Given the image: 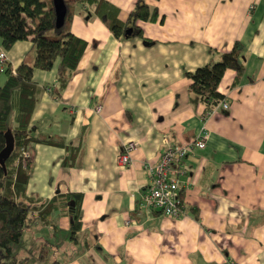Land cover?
<instances>
[{
    "label": "crops",
    "instance_id": "obj_1",
    "mask_svg": "<svg viewBox=\"0 0 264 264\" xmlns=\"http://www.w3.org/2000/svg\"><path fill=\"white\" fill-rule=\"evenodd\" d=\"M104 1L131 28L138 0ZM143 1L157 12L155 21L136 23L143 37H116L92 7L72 4L68 29L86 42L74 73L56 97L59 59L32 72L37 91L28 136L69 146H27L32 165L24 196L44 202L32 227L45 226L41 243L53 242L55 229L73 223L74 207L64 209L60 195L78 193L75 240L51 246L61 263L264 264V0ZM234 43L243 73L234 82V70L224 72L217 91L228 108L203 118L188 74L211 61V49L226 52ZM4 51L11 71L33 63L30 40ZM203 130L205 146L185 160L184 214L171 218L143 207V165L155 164L166 144ZM128 141L136 147L121 167L116 157Z\"/></svg>",
    "mask_w": 264,
    "mask_h": 264
},
{
    "label": "trees",
    "instance_id": "obj_2",
    "mask_svg": "<svg viewBox=\"0 0 264 264\" xmlns=\"http://www.w3.org/2000/svg\"><path fill=\"white\" fill-rule=\"evenodd\" d=\"M66 6V15L63 25L55 27V12L52 0H0V46L8 50L21 40H30L35 52L31 65L21 62L14 71L10 65L4 63V81L0 83V151L5 145L4 133L7 129L13 136V149L5 160V170L0 165V264H25L27 258L15 257L23 235L28 231L35 220L34 214L42 212L44 202L34 203L24 196L25 186L31 170V159L22 161L18 155L30 143H44L69 149L62 141L50 138L33 139L28 136V125L33 107L36 103L35 83L32 81L33 70H50L56 59L59 66L56 73V87L53 95L59 96L68 80L74 73L79 59L86 47V42L75 36L69 29L67 21L70 17L72 4L92 7L114 36L124 37L142 36L141 29L136 26L138 21H155L157 12L149 8L143 0H138L128 16L132 31L124 34L126 25L120 23L112 15L110 5L104 0H63ZM53 32V35L50 34ZM146 42L147 39L144 38ZM241 46L234 43L226 52L210 50L211 61L196 68L188 74L190 84L188 90L204 105V113H208L224 100V96L217 91V86L228 69L234 70L235 80L243 73V66L239 61ZM66 159V158H65ZM66 165V160L63 161ZM63 199V208L69 206L73 200V223L67 230L55 229L53 242H43L39 258L45 259L51 246L59 247L65 241L75 240V234L80 228L78 219V204L80 194L69 193L60 195ZM70 208V207H69ZM51 264H65L56 259Z\"/></svg>",
    "mask_w": 264,
    "mask_h": 264
},
{
    "label": "built area",
    "instance_id": "obj_3",
    "mask_svg": "<svg viewBox=\"0 0 264 264\" xmlns=\"http://www.w3.org/2000/svg\"><path fill=\"white\" fill-rule=\"evenodd\" d=\"M6 62L5 51H0V72L4 69ZM218 107L226 110L227 103L223 100L203 118L213 114ZM100 106L96 107L98 111ZM207 134L205 131L196 136L193 140L179 145L166 144L160 152L159 160L151 165L144 164L143 168L147 171L149 178V187L142 195L140 204L145 208H151L159 211L161 214L177 218L184 214V203L181 199L180 183L181 179L188 173L185 164L186 158L193 154L195 149H201L205 146ZM136 147L135 142L128 141L124 143L117 154V164L121 167H127L131 163V154ZM30 158L27 148L22 149L18 159L24 161Z\"/></svg>",
    "mask_w": 264,
    "mask_h": 264
},
{
    "label": "rangeland",
    "instance_id": "obj_4",
    "mask_svg": "<svg viewBox=\"0 0 264 264\" xmlns=\"http://www.w3.org/2000/svg\"><path fill=\"white\" fill-rule=\"evenodd\" d=\"M50 34L53 35V32H50ZM3 77V72H0V81ZM53 219H55V217H53ZM48 233L49 232L45 226L35 223V225L23 235V238L15 251V257L27 258L25 264H51L53 259L60 260L58 257L59 254H57V250H54V248L48 249V254L45 259L39 258L40 250L43 247L41 239L47 238Z\"/></svg>",
    "mask_w": 264,
    "mask_h": 264
},
{
    "label": "water",
    "instance_id": "obj_5",
    "mask_svg": "<svg viewBox=\"0 0 264 264\" xmlns=\"http://www.w3.org/2000/svg\"><path fill=\"white\" fill-rule=\"evenodd\" d=\"M52 2H53L54 12L56 16L55 27L60 28L63 25L64 17L66 15V6L63 0H52ZM131 30H132L131 28H127L125 29L124 33L130 34ZM4 138H5V145L0 151V165L3 170H5V164H4L5 160L10 155L13 149V136L9 129L5 131ZM69 205L71 207L70 209L74 207L73 200L69 201ZM70 221L72 222V220Z\"/></svg>",
    "mask_w": 264,
    "mask_h": 264
}]
</instances>
